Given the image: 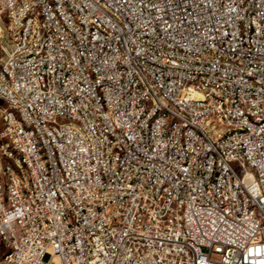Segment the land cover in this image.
I'll use <instances>...</instances> for the list:
<instances>
[{"label":"built area","instance_id":"2783aa9c","mask_svg":"<svg viewBox=\"0 0 264 264\" xmlns=\"http://www.w3.org/2000/svg\"><path fill=\"white\" fill-rule=\"evenodd\" d=\"M0 104V264H264V0H0Z\"/></svg>","mask_w":264,"mask_h":264},{"label":"rangeland","instance_id":"374dc122","mask_svg":"<svg viewBox=\"0 0 264 264\" xmlns=\"http://www.w3.org/2000/svg\"><path fill=\"white\" fill-rule=\"evenodd\" d=\"M2 24L5 26L6 23L3 21ZM3 107V104H0V113H1V108ZM1 132H2V123H1V118H0V144H1Z\"/></svg>","mask_w":264,"mask_h":264}]
</instances>
